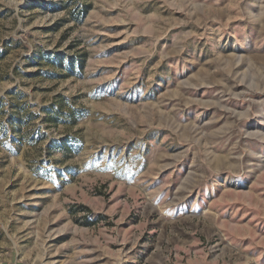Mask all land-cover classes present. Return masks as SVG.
I'll list each match as a JSON object with an SVG mask.
<instances>
[{
	"label": "rangeland",
	"instance_id": "obj_1",
	"mask_svg": "<svg viewBox=\"0 0 264 264\" xmlns=\"http://www.w3.org/2000/svg\"><path fill=\"white\" fill-rule=\"evenodd\" d=\"M0 264H264V0H0Z\"/></svg>",
	"mask_w": 264,
	"mask_h": 264
},
{
	"label": "trees",
	"instance_id": "obj_2",
	"mask_svg": "<svg viewBox=\"0 0 264 264\" xmlns=\"http://www.w3.org/2000/svg\"><path fill=\"white\" fill-rule=\"evenodd\" d=\"M87 9H88V7L84 10V12H86L87 11ZM71 64H72V66L73 65H75L76 63H73V62H71ZM11 121H14V123H15V125H18V124H23L24 123V121H23V119H10ZM19 132V131H18Z\"/></svg>",
	"mask_w": 264,
	"mask_h": 264
}]
</instances>
